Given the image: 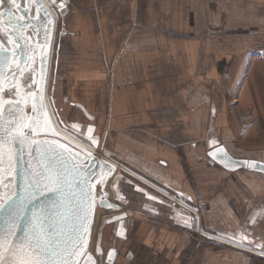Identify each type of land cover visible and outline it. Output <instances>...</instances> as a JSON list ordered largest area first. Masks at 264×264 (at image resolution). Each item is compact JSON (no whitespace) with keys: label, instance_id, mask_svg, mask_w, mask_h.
Wrapping results in <instances>:
<instances>
[{"label":"crops","instance_id":"obj_1","mask_svg":"<svg viewBox=\"0 0 264 264\" xmlns=\"http://www.w3.org/2000/svg\"><path fill=\"white\" fill-rule=\"evenodd\" d=\"M57 2V116L119 167L97 264H264V174L209 156L264 162V0Z\"/></svg>","mask_w":264,"mask_h":264},{"label":"water","instance_id":"obj_2","mask_svg":"<svg viewBox=\"0 0 264 264\" xmlns=\"http://www.w3.org/2000/svg\"><path fill=\"white\" fill-rule=\"evenodd\" d=\"M56 29L45 0H0V264H97L99 216L121 209L111 193L118 165L49 112ZM209 156L229 171L264 174L263 161L223 145Z\"/></svg>","mask_w":264,"mask_h":264},{"label":"built area","instance_id":"obj_3","mask_svg":"<svg viewBox=\"0 0 264 264\" xmlns=\"http://www.w3.org/2000/svg\"><path fill=\"white\" fill-rule=\"evenodd\" d=\"M139 180L142 181L144 184L148 185L149 187H151L152 189H154L155 191L159 192L163 196H165L171 202H173V203L181 206L185 210H187L189 213H191L196 218L197 222H200L202 211H203V209L205 207L203 204H198V205L187 204L181 199L180 196L169 194L166 191L158 188L157 186H154L150 182H147V181H145L143 179H139ZM197 231L199 232V234L201 236L209 238V239L214 241V239H215L214 237H212L210 235H207V234H205L203 232H200V227L199 226L197 227Z\"/></svg>","mask_w":264,"mask_h":264},{"label":"rangeland","instance_id":"obj_4","mask_svg":"<svg viewBox=\"0 0 264 264\" xmlns=\"http://www.w3.org/2000/svg\"><path fill=\"white\" fill-rule=\"evenodd\" d=\"M49 5L51 6L52 4L50 2H48ZM53 12L57 13V5H52L51 6ZM58 31V30H57ZM55 60H56V47L53 48V56H52V63H51V69H50V77H49V85H48V96H49V99L52 98V94H53V90H54V87L56 85V82H55ZM58 119V118H57ZM58 121V125L59 127L65 131L66 133L70 134L72 137H74L76 140L80 141L81 143H83L84 145L88 146L89 148L95 150L93 147H91L89 144H87L80 136L79 134L73 130V129H69V128H66L64 126H62L60 124V120H57ZM97 152V150H95ZM99 153V152H98ZM101 154V153H99ZM102 155V154H101ZM105 215V214H100L99 216V221L101 219V217ZM98 225H99V222H98ZM98 225H97V229H96V232H95V236H94V241H93V247H92V251L94 253V244H95V239H96V236H97V231H98ZM95 255V254H94Z\"/></svg>","mask_w":264,"mask_h":264},{"label":"flooded vegetation","instance_id":"obj_5","mask_svg":"<svg viewBox=\"0 0 264 264\" xmlns=\"http://www.w3.org/2000/svg\"><path fill=\"white\" fill-rule=\"evenodd\" d=\"M47 2V1H46ZM51 8V7H50ZM46 103H47V106H48V109H49V112H50V114H51V117H52V119H53V121H54V123H55V125L59 128V129H61L60 127H59V125H58V121L57 120H60V124L62 125V126H64V127H66L65 126V124L62 122V120L57 116V112H56V109H55V106H54V99L53 98H51V99H49V96H48V89H47V94H46ZM54 114V117H53V114ZM58 118V119H57ZM67 128V127H66Z\"/></svg>","mask_w":264,"mask_h":264},{"label":"bare ground","instance_id":"obj_6","mask_svg":"<svg viewBox=\"0 0 264 264\" xmlns=\"http://www.w3.org/2000/svg\"><path fill=\"white\" fill-rule=\"evenodd\" d=\"M45 2H46V0H45ZM47 4H48V2H46ZM48 6L50 7V5L48 4ZM53 114V113H52ZM53 117H54V115H53ZM66 133V132H65ZM67 134V133H66ZM70 136V135H69ZM72 137V136H71ZM73 138V137H72ZM74 139V138H73ZM84 146H86V145H84ZM87 147V146H86ZM94 151V150H93Z\"/></svg>","mask_w":264,"mask_h":264}]
</instances>
